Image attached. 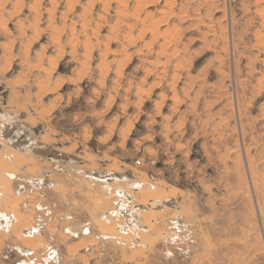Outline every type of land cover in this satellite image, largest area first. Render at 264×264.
I'll use <instances>...</instances> for the list:
<instances>
[{
	"label": "rangeland",
	"instance_id": "1",
	"mask_svg": "<svg viewBox=\"0 0 264 264\" xmlns=\"http://www.w3.org/2000/svg\"><path fill=\"white\" fill-rule=\"evenodd\" d=\"M0 264H264V0H0Z\"/></svg>",
	"mask_w": 264,
	"mask_h": 264
},
{
	"label": "crops",
	"instance_id": "2",
	"mask_svg": "<svg viewBox=\"0 0 264 264\" xmlns=\"http://www.w3.org/2000/svg\"><path fill=\"white\" fill-rule=\"evenodd\" d=\"M49 200V198H44L43 201H44V207H43V211L45 212V215H46V212L49 208L48 204H47V201Z\"/></svg>",
	"mask_w": 264,
	"mask_h": 264
},
{
	"label": "built area",
	"instance_id": "3",
	"mask_svg": "<svg viewBox=\"0 0 264 264\" xmlns=\"http://www.w3.org/2000/svg\"><path fill=\"white\" fill-rule=\"evenodd\" d=\"M149 163H150V165H152V166L155 164V162H154L153 160L149 161ZM136 165H137V166H140V165H141V162H140V161H137V162H136Z\"/></svg>",
	"mask_w": 264,
	"mask_h": 264
},
{
	"label": "bare ground",
	"instance_id": "4",
	"mask_svg": "<svg viewBox=\"0 0 264 264\" xmlns=\"http://www.w3.org/2000/svg\"><path fill=\"white\" fill-rule=\"evenodd\" d=\"M90 1V0H89ZM91 2H93V1H91ZM105 4V3H104ZM140 4V3H139ZM138 10H139V8L137 7V6H135ZM263 10V9H262ZM119 12V11H118ZM139 12V11H138ZM120 13H121V11H120ZM123 15V14H122ZM132 15V14H131ZM138 20V19H137ZM145 20H146V18H145ZM142 21H144V20H142ZM123 22V21H122ZM117 23H120L119 21H117ZM117 23L115 22V24L117 25ZM263 24V23H262ZM153 25V24H152ZM155 25V24H154ZM98 26V25H97Z\"/></svg>",
	"mask_w": 264,
	"mask_h": 264
}]
</instances>
